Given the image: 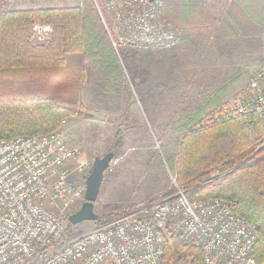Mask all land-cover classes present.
I'll use <instances>...</instances> for the list:
<instances>
[{
  "label": "built area",
  "instance_id": "obj_1",
  "mask_svg": "<svg viewBox=\"0 0 264 264\" xmlns=\"http://www.w3.org/2000/svg\"><path fill=\"white\" fill-rule=\"evenodd\" d=\"M90 1L120 57L121 47L178 43V28L164 16L163 0ZM14 4L0 0V13ZM52 31L51 24L35 19L31 39L43 43ZM248 89V96L222 103V114L249 110L264 130V65L252 74ZM217 120L219 113L202 122ZM65 123L47 134L0 136V264H167L165 242L171 236L201 248L204 264H258L253 253L258 227L239 215L238 202L191 201L184 189L153 202L145 208L148 215H125L61 242L65 221L85 200L86 181L77 176L89 167L76 162L78 150L66 138Z\"/></svg>",
  "mask_w": 264,
  "mask_h": 264
},
{
  "label": "rangeland",
  "instance_id": "obj_2",
  "mask_svg": "<svg viewBox=\"0 0 264 264\" xmlns=\"http://www.w3.org/2000/svg\"><path fill=\"white\" fill-rule=\"evenodd\" d=\"M81 1L19 0L16 4L15 0L13 7L78 2L94 13L90 0ZM163 1V13L170 21L187 18L202 34H210L214 24L216 36H193L183 56L176 55V45L135 47L143 57L137 75L130 76L123 54L120 57L116 49L122 72H107L93 58L80 54L67 57L71 72L81 70L84 76L80 99L88 114L68 117L64 126L68 142L78 150L76 162L89 163L85 173L77 176L78 182L86 181L95 157L111 151L117 132H124L123 146L105 172L95 203L100 215L111 211L118 214L116 218L148 215L145 208L153 202L176 196L183 188L168 162L179 151L176 129L182 115L201 103L202 94L221 86L228 89L220 103L248 96L252 74L264 65V0H203L201 5L190 0ZM141 209L145 211L140 213ZM95 222L80 223L77 234L101 226Z\"/></svg>",
  "mask_w": 264,
  "mask_h": 264
},
{
  "label": "trees",
  "instance_id": "obj_3",
  "mask_svg": "<svg viewBox=\"0 0 264 264\" xmlns=\"http://www.w3.org/2000/svg\"><path fill=\"white\" fill-rule=\"evenodd\" d=\"M90 5L94 13H89L86 4L12 8L0 13V136L47 134L59 129L68 117L88 115L80 99L84 76L81 70L71 72L69 55L93 58L107 72H122L115 48ZM35 19L53 27L43 43L31 39ZM134 48H120L129 76L137 75L143 57ZM227 89L221 86L205 92L201 103L182 115L176 129L179 151L168 164L188 200L238 202L239 215L257 224L253 253L257 263L264 264V130L249 110L239 116L222 114L220 102ZM215 113L220 114V120L202 122ZM123 137L124 132L118 131L111 149L115 155L123 146ZM116 216L112 211L99 214L95 223L102 225ZM65 222L61 242L79 233L80 224ZM165 243L167 264H204L201 248L183 243L178 236Z\"/></svg>",
  "mask_w": 264,
  "mask_h": 264
},
{
  "label": "water",
  "instance_id": "obj_4",
  "mask_svg": "<svg viewBox=\"0 0 264 264\" xmlns=\"http://www.w3.org/2000/svg\"><path fill=\"white\" fill-rule=\"evenodd\" d=\"M115 156L113 151L104 156H96L90 174L86 178L85 200L81 207L68 216V221L77 225L86 221H97L99 214L95 210V203L98 200L105 172L110 167Z\"/></svg>",
  "mask_w": 264,
  "mask_h": 264
},
{
  "label": "crops",
  "instance_id": "obj_5",
  "mask_svg": "<svg viewBox=\"0 0 264 264\" xmlns=\"http://www.w3.org/2000/svg\"><path fill=\"white\" fill-rule=\"evenodd\" d=\"M190 1L196 2L197 5H201V3L203 2V0H190ZM18 2H19V0H17L16 4H18ZM80 2H82V1L80 0ZM81 5H82V3H81ZM81 5H80V3L77 2L75 4H68V5H64V6H80L81 7ZM56 7H61V6H56ZM16 8L21 9L20 7H16ZM25 8H30V7H24L23 9H25ZM31 8H43V7H31ZM173 22L179 31V35H178L179 38L177 41L178 43L175 44L177 46L176 55L179 54L180 56H183L184 48L188 45L189 41H192L193 36H216V34H217V30H216L217 28L214 26V24H213V27L215 29H213L210 32V34H202L201 32H196L195 28L193 29V27L190 24V21L187 18H185L183 21H180L178 23L176 21H173Z\"/></svg>",
  "mask_w": 264,
  "mask_h": 264
}]
</instances>
